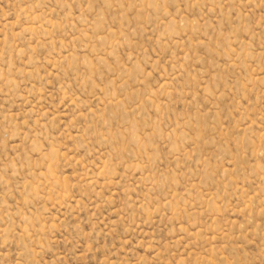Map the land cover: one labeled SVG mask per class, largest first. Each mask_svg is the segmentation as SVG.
Here are the masks:
<instances>
[{
    "label": "rangeland",
    "instance_id": "1",
    "mask_svg": "<svg viewBox=\"0 0 264 264\" xmlns=\"http://www.w3.org/2000/svg\"><path fill=\"white\" fill-rule=\"evenodd\" d=\"M0 264H264V0H0Z\"/></svg>",
    "mask_w": 264,
    "mask_h": 264
}]
</instances>
